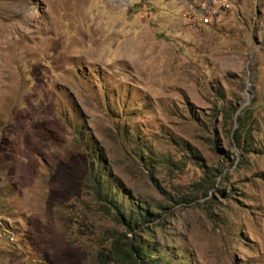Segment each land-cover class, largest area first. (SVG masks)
<instances>
[{
  "label": "rangeland",
  "instance_id": "1",
  "mask_svg": "<svg viewBox=\"0 0 264 264\" xmlns=\"http://www.w3.org/2000/svg\"><path fill=\"white\" fill-rule=\"evenodd\" d=\"M205 1L0 0V264L96 263L93 166L174 264H264V0Z\"/></svg>",
  "mask_w": 264,
  "mask_h": 264
},
{
  "label": "trees",
  "instance_id": "2",
  "mask_svg": "<svg viewBox=\"0 0 264 264\" xmlns=\"http://www.w3.org/2000/svg\"><path fill=\"white\" fill-rule=\"evenodd\" d=\"M238 105L228 104L221 110L224 120L235 117L237 127L232 131L235 145L242 151H248L249 137L252 130L251 111L241 109ZM233 145V143H231ZM94 180V192L99 198L109 204L114 210V218L122 225L123 231L111 233L108 245H103L97 253L95 264H174L175 256H164L155 245H147L141 239L136 229L151 221L154 217L142 204L133 202L126 210L114 191L109 189L110 183L102 175L101 169L91 168ZM214 182L213 173L206 174L200 183V189L207 195Z\"/></svg>",
  "mask_w": 264,
  "mask_h": 264
},
{
  "label": "built area",
  "instance_id": "3",
  "mask_svg": "<svg viewBox=\"0 0 264 264\" xmlns=\"http://www.w3.org/2000/svg\"><path fill=\"white\" fill-rule=\"evenodd\" d=\"M232 3H234L232 0H206L202 5V9H200L197 14L205 21H208L209 16L231 7Z\"/></svg>",
  "mask_w": 264,
  "mask_h": 264
}]
</instances>
